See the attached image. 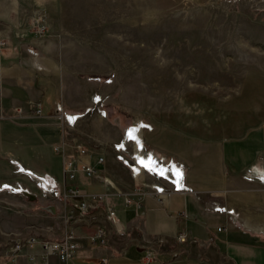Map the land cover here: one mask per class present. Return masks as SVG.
I'll return each instance as SVG.
<instances>
[{
    "label": "rangeland",
    "instance_id": "obj_1",
    "mask_svg": "<svg viewBox=\"0 0 264 264\" xmlns=\"http://www.w3.org/2000/svg\"><path fill=\"white\" fill-rule=\"evenodd\" d=\"M32 6L24 11L25 21L45 18V36L64 63L61 97L70 106H63L81 114L72 131L94 162L105 156L100 175L93 177L108 178L105 189L128 191L137 178L149 189L166 182L148 170L139 174L135 153L174 163L185 178L191 169L197 178H234L254 166L264 150V0H35ZM60 132L53 124L44 143L7 132L15 148L7 142L0 148V176L15 178L0 181V264H33L13 262L9 247L15 237L57 239L67 228L63 201L39 185V178L15 173L10 160L22 158L18 146L30 144L35 151L38 145L44 159L39 165L61 175L53 148ZM93 184L90 190L105 187ZM207 194L212 208L233 210L236 224L264 225L263 196L252 202L251 190L241 196L235 183ZM113 202L124 219V198L114 196ZM146 203L147 213L144 207L139 212L148 233L177 238L170 210L148 196ZM206 219L215 230L225 224L224 213H211L200 218V228ZM129 252L143 255L137 246ZM127 263L126 254L109 258V264Z\"/></svg>",
    "mask_w": 264,
    "mask_h": 264
},
{
    "label": "crops",
    "instance_id": "obj_2",
    "mask_svg": "<svg viewBox=\"0 0 264 264\" xmlns=\"http://www.w3.org/2000/svg\"><path fill=\"white\" fill-rule=\"evenodd\" d=\"M34 1L0 0V37L9 39L8 44L0 50V148L3 149L6 142L10 146L7 148H15L7 132L20 133L23 140L33 139L44 143L48 139L45 133L48 132L49 135L51 126L57 124L61 129L60 137L59 135L58 137L61 138L62 128L56 116L57 106H63L64 102L70 106V103L61 97L66 92L64 63L55 55L49 38L36 34L33 23L25 21L24 11L32 8ZM38 100L44 104L42 114H35L31 110L32 103ZM18 107H22L25 114H20L17 111ZM134 130L135 127H132L129 131L132 137H136L133 135ZM135 132L137 135V128ZM18 147L20 148L17 151H20L22 158L10 157V160H17L20 166L30 169V176L55 177L57 180L64 178L63 158L55 150L58 154L57 159L61 161L62 174L59 176H56L52 169H48L49 165L44 163L39 165L38 162L44 161L43 147L33 146L35 151L30 149V144ZM8 151L11 153L10 150ZM0 158H3V155L0 154ZM253 163L254 166L251 165L245 172L236 174L234 178H197L194 170L191 169L185 178L191 188L189 191L173 192L163 201L155 195H147L149 199L158 201L165 209L170 210L171 216L173 215L178 222L177 232H187L190 240L179 243L177 238L172 236L173 233L166 237H157L148 233L144 226V214H141L134 205H123L121 213L127 225L125 234L120 235L114 224L108 221L101 212L100 221L109 229V242L107 245L98 246L82 238L78 250V263L100 264V258L105 256L109 264V258L112 255L126 254L127 264H264V225L262 223L257 225L236 224L231 214L233 210L227 207L212 208L211 197L207 194V192L223 191L231 183H235L241 196L244 190H251L252 202L258 201L260 196L264 197L263 149L258 151ZM15 166L17 167V164ZM38 166L47 168L49 171H43ZM16 167L14 168L15 173L25 174L29 178L24 171L16 172ZM7 178L15 177L12 173L6 174L0 176V181H6ZM94 179L96 182L81 178L79 183L89 189L91 185H94L93 183L99 184L100 187L105 186L103 189L107 188L108 178ZM144 208L147 213L145 200ZM181 211H186L187 216L180 215ZM211 213H224L225 224L218 225L215 230L206 219L204 221L206 225L202 224L200 228V218H208ZM92 228L93 225L84 223L78 229L83 234ZM194 238L197 241L192 240ZM144 245L153 246L157 250L156 257L150 262H146L143 255L137 257L134 253L129 254L132 246H137L138 249L144 251ZM159 254H163V258H160ZM51 262V264H57L59 260L53 256Z\"/></svg>",
    "mask_w": 264,
    "mask_h": 264
},
{
    "label": "built area",
    "instance_id": "obj_3",
    "mask_svg": "<svg viewBox=\"0 0 264 264\" xmlns=\"http://www.w3.org/2000/svg\"><path fill=\"white\" fill-rule=\"evenodd\" d=\"M32 23L35 33L39 36L49 34V26L43 16L34 18ZM8 42V38L0 37V50ZM31 106V110L35 114H42L44 111V104L41 100L32 103ZM17 111L20 114H25L22 107H18ZM56 111L62 134L60 140L54 145V150L63 158L64 178L57 180L55 177L39 176L38 184L63 201L67 228L57 239L45 238L36 234L15 237L11 240L9 251L11 259L16 263L20 260H29L33 264H37L40 259L44 264H51V258L55 256L61 264H79L77 261L78 250L82 238H86L90 243L98 246L107 245L109 242V229L107 225L100 221L101 212L108 221L114 224L120 235L125 234L126 225L113 202L114 196L121 195L126 206L134 205L140 210L144 207V200L147 195H155L163 201L173 192H187L191 189L186 183L184 171L181 167L174 163L164 162L154 157L153 154L144 155V153H135L136 164L134 168L139 174L148 170L153 174L165 177L163 178L166 181L165 183H155L152 186L153 189H149L144 182L139 181L140 178H137V182L132 189L117 193L107 189L90 190L86 186H82L79 183L80 176L83 175L92 180L93 177L100 175V165L105 163V156L99 154L94 162L93 154L86 144L72 131L81 114L77 112L70 113L62 105L57 106ZM11 162L17 164L16 160H11ZM155 166H163L165 171H160ZM18 171H24L31 175L30 169L19 164L16 167V172ZM177 171H180V176H178ZM19 189L28 188L20 186ZM180 215L187 216V212L181 211ZM84 223L93 225V228L82 234L78 228ZM177 240L186 242L190 238L187 232L181 231L177 235ZM192 240L197 241L196 238ZM143 252V259L146 262L152 261L157 255V250L150 245H144ZM107 262V257L102 256L100 258V264H107Z\"/></svg>",
    "mask_w": 264,
    "mask_h": 264
},
{
    "label": "water",
    "instance_id": "obj_4",
    "mask_svg": "<svg viewBox=\"0 0 264 264\" xmlns=\"http://www.w3.org/2000/svg\"><path fill=\"white\" fill-rule=\"evenodd\" d=\"M22 191L25 193V194H28L31 199H35L36 198V193L28 190V189H22ZM48 208L52 209L54 212H55V209H54V206L50 205L48 206Z\"/></svg>",
    "mask_w": 264,
    "mask_h": 264
},
{
    "label": "bare ground",
    "instance_id": "obj_5",
    "mask_svg": "<svg viewBox=\"0 0 264 264\" xmlns=\"http://www.w3.org/2000/svg\"><path fill=\"white\" fill-rule=\"evenodd\" d=\"M143 160H145V159H143ZM155 168L158 169V170H160V171H163V172L165 171V168L163 166H161V167L155 166ZM177 174H178V176H180L179 173H178V171H177Z\"/></svg>",
    "mask_w": 264,
    "mask_h": 264
}]
</instances>
